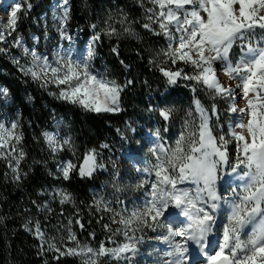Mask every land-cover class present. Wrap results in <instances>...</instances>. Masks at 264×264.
Listing matches in <instances>:
<instances>
[{
    "label": "snow or ice",
    "instance_id": "obj_1",
    "mask_svg": "<svg viewBox=\"0 0 264 264\" xmlns=\"http://www.w3.org/2000/svg\"><path fill=\"white\" fill-rule=\"evenodd\" d=\"M151 3L155 7L147 9L148 22L142 26L168 39V48L162 50L167 60L193 68L189 74L183 68L162 67L160 71L167 83L174 85L178 79L194 81L193 92L197 85L202 86L214 95L231 100L230 111L241 115L236 127L230 128L231 140L236 145L234 157L229 156L230 141L224 135H214L208 111L194 98V109L188 112L189 118L184 121L180 136L169 144L157 129L155 144L150 149L153 159L146 167L137 169L146 175H142L136 187L148 185L143 207L125 214L126 209L115 212L103 198L96 201L97 210L113 212L111 219L120 225L115 230L104 225L112 232L108 237L112 247L104 242L98 247L81 242L70 227L66 238L61 237L59 241L55 237L46 239L38 220H29L23 227L34 232L42 241V248L46 245L48 251L57 253L54 259L73 256L79 258L80 264L130 261L143 239L136 233L144 227L153 231L164 229L156 239L168 245V250L157 264H189L193 246L204 257L203 264H264V0H151ZM21 6L18 0L10 19L0 25V41L5 39V32L11 35L15 31ZM31 7L27 4V9ZM68 19L69 9L64 7L59 20L66 27ZM153 24L158 26V31ZM124 31L132 34L130 27ZM106 34L116 35L118 30L108 24ZM100 39V33L93 35L83 59H73L68 49L63 54L58 51L50 61L47 56L24 48V54L31 61L26 65H20L19 60L15 62L22 73L42 87L55 84L59 97L71 104L97 113L118 112L120 94L131 81L121 85L91 70L94 45ZM17 46L21 45L17 43ZM237 48L240 55L233 61L231 57ZM218 71L227 77L226 81L220 79ZM238 95L244 102L243 107L236 103ZM175 111L166 107L159 114L164 121H169ZM193 111L198 114L195 118ZM17 128L18 123L8 127L0 123V158L9 161L13 178L19 181L20 161L26 154L23 149H17L22 140ZM45 136L53 151L70 143L67 139L61 143L51 134ZM97 157L98 153L92 149L79 167L68 162L61 169L64 179H69L74 170L81 177L92 176L103 167ZM221 181L227 184L223 194L219 190ZM59 195L61 204L72 200L70 193ZM221 216L226 223L220 230L219 241L213 242L210 237L217 230ZM117 235L123 236V240H115ZM65 239L72 246H67Z\"/></svg>",
    "mask_w": 264,
    "mask_h": 264
},
{
    "label": "trees",
    "instance_id": "obj_2",
    "mask_svg": "<svg viewBox=\"0 0 264 264\" xmlns=\"http://www.w3.org/2000/svg\"><path fill=\"white\" fill-rule=\"evenodd\" d=\"M70 1L69 31L73 33L81 29L84 38L100 33L101 39L96 43L101 57L109 61L107 66L111 74L114 73L111 80L121 85L131 83H127L120 94L119 113L86 111L79 105L61 100L58 91L49 85L42 87L31 76L22 73L13 56L9 55L10 50L11 53L18 50L11 35L5 32V39L0 41V49H3L0 51V90H6L9 102H0V119L9 125L17 114L20 115L16 131L22 134V140L17 149H23L26 155L20 161L22 176L19 181L14 180L9 161L0 158V264H80L79 258L73 256L54 259L57 253L48 251L46 245L42 248V241L34 232L23 227L29 220L40 222L48 240L66 238L70 227L81 242L92 247L104 242L112 247L108 240L112 232L104 225L108 224L112 230L116 227L111 223L109 213L97 210L91 193L94 188L107 193L103 185L112 171L110 160L125 162L127 155L141 153V148L131 144V140L146 139L145 125L150 118L158 120L162 128L176 121L175 113L169 121H164L159 114L163 108H179L185 115L194 109L195 98L208 113L212 110L201 93L193 92L189 86L183 88L179 85L176 89L167 83L160 69L176 70L183 66L158 58V48L165 45V37L142 31L145 22L143 7L135 0ZM125 17V24L138 34L125 40L118 37L107 40L103 28H108V24L116 28ZM25 20L22 18L21 22ZM92 25L97 27L94 29ZM20 26L22 28L24 24ZM180 82L187 81L178 79L174 85ZM193 113L198 115L195 111ZM55 118L64 121L60 132L70 141L61 151H53L45 136L55 130ZM215 123V118L210 119L211 126ZM105 144L108 147H102ZM92 149L98 153V163L103 167L90 177H81L74 170L69 179H64L63 164L71 162L79 167L85 154ZM123 151L126 154L121 157ZM60 192L70 193L71 202L61 204ZM80 224L84 227L81 228ZM114 239L121 241L123 236ZM65 243L72 246L71 241L65 239Z\"/></svg>",
    "mask_w": 264,
    "mask_h": 264
},
{
    "label": "rangeland",
    "instance_id": "obj_3",
    "mask_svg": "<svg viewBox=\"0 0 264 264\" xmlns=\"http://www.w3.org/2000/svg\"><path fill=\"white\" fill-rule=\"evenodd\" d=\"M18 0H0V25H5L7 21L11 17V11L14 10L15 3ZM21 2V11L18 13V21L16 24L15 31L11 33L10 38L12 39L16 51L11 53L9 51V55L13 56L14 62L19 60L20 65H26L31 61V57L24 54L23 49L28 48L31 50H35L37 53L47 56L50 61L54 60L56 57V53L58 51L61 54L64 53L65 50L71 49L73 54V59H83L86 56L88 51L89 44L92 42V37L84 38L83 31L81 29H76L73 33H71L68 29V24L70 19L67 21L66 27L61 23L59 17L62 15L64 7L69 9V17H70V5L71 1L68 0L67 5L64 4V0H19ZM114 2V1H113ZM136 4L143 7V14L145 22L147 21V9L155 7L151 0H135ZM31 4L32 7L27 9V4ZM115 5H117L114 2ZM123 12V11H122ZM32 14V15H31ZM22 18H26L25 21L21 22ZM30 18V20H29ZM21 24H24L22 28H20ZM125 27H130L125 22L116 26L118 30V34L116 35H108L106 34V29L103 28V32L106 36L107 40H111L113 37H118L121 40L131 38L132 35H137L138 32L132 29V34H129L124 31ZM158 28L157 25L153 24V28ZM142 31L152 32L148 29H143ZM164 36V35H163ZM66 37H71V39H67ZM165 37V36H164ZM113 38V39H114ZM17 43L21 46H17ZM169 41L165 37V45L158 48V58L160 60H164L165 62H171L167 60V58L162 54V50H166L168 48ZM95 48V56L90 62V68L93 72L100 73L105 76L107 79L111 80V71L108 68L109 61L105 60V58L101 57L99 53V46L97 43L94 45ZM240 55L239 49H234L232 54V59L235 61ZM16 63V62H15ZM177 64L182 65L184 71L186 73L191 74L193 72V68L190 65H185L183 62H178ZM17 65V64H16ZM104 66L101 68L100 66ZM18 66V65H17ZM219 69V64L216 65ZM220 76L222 81H226L227 77H225L221 72L217 73ZM187 82H180L177 85H173L176 89L178 86L181 87L189 86L192 89L194 81L186 80ZM53 90H57L59 93V89L55 84H49ZM4 88L0 90V102H4L7 104L9 102L8 95ZM197 92L201 93L202 96L207 100L208 104L211 107V112L208 113L211 119L215 118L216 122L212 125L213 133L217 137L220 135H224L226 139L230 142L227 145L229 156L234 157L236 145L235 141L231 140L230 128H235L236 124L241 120V115L239 113H233L230 111V105L232 103L231 100L226 99L224 97L214 95L207 91L202 86L197 85ZM56 92V91H55ZM59 95V94H58ZM63 101H66L60 98ZM236 103L238 106L243 107L244 102L241 100L240 96L236 97ZM213 107L215 111H213ZM121 108V105H120ZM173 108V107H171ZM176 111V121H172L169 123L167 127V131L165 128H162V125L158 120L154 118H150V120L146 123V132L147 137L144 138H132L131 144L135 145L141 151L140 154H136L134 156L127 155L126 161L110 160V164H112V171L110 172L107 180L104 183V188L106 189V194L102 193L99 189L94 188L91 193L94 197V205L96 207V201L101 198L104 199L105 202H110V207L115 210V212H121L126 209L125 214L130 213L133 209L143 207L144 201L146 199L145 193L148 191V185H145L144 188H137L136 185L141 180L142 174L138 172L137 169H142L148 165V162L153 159L152 153L150 149L154 146L156 141L155 133L157 129L160 131V136L164 138V140L172 144L175 140L180 136L182 131L184 130V121L188 119L187 114L183 115L182 110L179 108H174ZM88 111V110H86ZM121 111V110H120ZM118 112H100V113H111L117 114ZM94 112V111H89ZM97 113V112H94ZM197 115L193 113V118ZM20 115H16L8 125L5 120L0 119V123H3L6 127L10 126L12 123H19ZM64 121L62 118L54 119V131H49L47 134L54 135L57 140L63 141L67 138L61 134V129L64 126ZM129 134V132H128ZM69 143L63 144V146H68ZM63 147H61L57 151H61ZM126 154V151L120 152V156L122 157ZM66 166V163L63 164L62 168ZM226 179H228L226 177ZM219 190L223 194L227 190V184L224 181H221L219 184ZM117 201H122L123 203H118ZM97 208V207H96ZM103 212V210H99ZM107 212V211H104ZM110 214L112 218L113 212H107ZM118 219V217H117ZM111 223L114 226L120 227L117 223H114L111 219ZM217 230L214 232L213 236L210 238L216 237V241H219L221 238V228L224 223H226V219L224 216H221L218 219ZM164 232L163 228H157L153 231L151 228L144 227L141 231L137 232V236H142L143 239L138 245V253L131 258L130 261H122V264H157L159 260L163 258V253L168 250V245L162 243L157 240L156 237ZM115 237H120L121 235H117ZM91 246V245H90ZM192 264H199L196 260H192Z\"/></svg>",
    "mask_w": 264,
    "mask_h": 264
},
{
    "label": "bare ground",
    "instance_id": "obj_4",
    "mask_svg": "<svg viewBox=\"0 0 264 264\" xmlns=\"http://www.w3.org/2000/svg\"><path fill=\"white\" fill-rule=\"evenodd\" d=\"M190 256L192 258H194L195 256H197L199 254L198 250L195 248V246H193L192 248H190V252H189ZM192 260L189 262V264H192Z\"/></svg>",
    "mask_w": 264,
    "mask_h": 264
}]
</instances>
